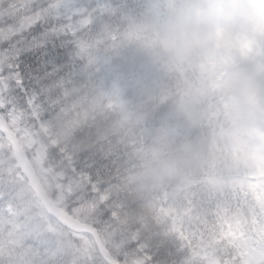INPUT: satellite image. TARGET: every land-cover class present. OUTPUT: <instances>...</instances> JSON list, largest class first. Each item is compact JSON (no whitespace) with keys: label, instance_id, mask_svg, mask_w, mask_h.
Segmentation results:
<instances>
[{"label":"trees","instance_id":"1","mask_svg":"<svg viewBox=\"0 0 264 264\" xmlns=\"http://www.w3.org/2000/svg\"><path fill=\"white\" fill-rule=\"evenodd\" d=\"M138 4L136 12L123 20L118 42L148 68L147 78L125 96L132 120L120 128L116 115L90 109L89 99L68 105L52 133L68 154L88 151L102 164L93 177L96 193L90 189L86 198L78 197L79 207L71 214L62 206L64 201L58 202V208L71 217L78 211L80 222L96 230L118 264H197L173 236L170 223L156 217L157 198L178 185L191 184L194 213L214 245L218 264H264V260L250 262L238 247L240 240L248 241L250 251L264 253V126L256 118L253 93L241 82L244 50L236 45L231 51L223 36L211 32L208 24L195 36L186 29L184 17L199 12L198 0H164V20L192 83L189 95L182 97L186 87L153 38L145 0ZM101 31H110V26L102 24ZM230 52L227 73H217L218 64ZM161 117L170 127L168 136L157 124ZM76 131L83 135L76 137ZM0 137L1 143L8 144ZM133 149L151 167L173 163L176 172L167 180L156 181L152 190L142 179V170L132 169L126 159ZM48 161L56 163L50 150ZM211 173L213 178L237 182L232 184L233 193L205 192ZM103 197L106 199L100 202ZM113 214L119 224L108 238ZM113 243H121V248Z\"/></svg>","mask_w":264,"mask_h":264},{"label":"snow or ice","instance_id":"2","mask_svg":"<svg viewBox=\"0 0 264 264\" xmlns=\"http://www.w3.org/2000/svg\"><path fill=\"white\" fill-rule=\"evenodd\" d=\"M138 7V0H0V122L56 132L74 101L137 87L148 68L118 42ZM50 156L64 170L70 191L62 206L71 214L102 161L88 151L66 160L58 143ZM83 235L21 192L18 158L0 143V264H107L85 251Z\"/></svg>","mask_w":264,"mask_h":264},{"label":"rangeland","instance_id":"3","mask_svg":"<svg viewBox=\"0 0 264 264\" xmlns=\"http://www.w3.org/2000/svg\"><path fill=\"white\" fill-rule=\"evenodd\" d=\"M208 3L207 10H203L201 18L205 16H216L213 12V5L219 3V11L216 16V23L219 22L221 33H225L228 41H238L247 49V70L245 81L249 83L250 88L254 90L255 95L253 101L258 108V117L264 123V77L260 74L259 64L255 58L253 48L260 51V56L264 59V0H206ZM163 0H146V10L149 21L152 25L154 37L159 44L164 55L167 57L171 68L180 75L183 82L187 84V89L190 84L186 80L182 68L181 57L173 51L169 45V36L167 28L164 25L161 17ZM197 17V16H195ZM194 18V17H193ZM192 22V28L198 26L200 21ZM215 18V17H214ZM107 33V32H106ZM244 84V82L242 81ZM122 93L101 94L91 101L90 109L96 111H109L118 117V124L124 126L130 117V108L127 107ZM225 97L224 94H222ZM161 125H164L165 119H161ZM14 135L18 137L19 144L34 156L31 163L35 165V161L39 163V168L36 171L37 176L41 179L43 188L50 197L53 192L57 200L65 199L66 194L70 191L68 188L64 170L57 165H50L47 162L48 150L52 144H57L52 133L47 129H41L40 133H36L31 128H26L24 125L10 122L6 125ZM66 160L71 159L65 149H61ZM67 154V155H66ZM35 160V161H34ZM129 163L136 167L139 166L143 170V178L152 184L161 178H168L174 171L173 164L163 170L152 169L148 167V163L141 157L138 152H133L129 158ZM45 167V171L43 170ZM211 179L206 183L205 191L212 193L217 190L228 192L231 190L230 184L226 179H213L214 173H211ZM21 186L26 183L20 175ZM53 179L56 181L54 182ZM83 183H87V177L82 178ZM28 190L27 187H24ZM33 203L38 207H42L38 198L29 194L25 189ZM75 189H71L74 191ZM194 194L190 191V187L179 186L164 198L159 199V208L157 210L158 217L166 219L170 222L172 233L177 237L179 242L186 248L191 257L195 259L197 264H218V261L213 257L215 251L213 246L207 241L206 237L202 236L198 231V219L193 216L191 202ZM169 203L167 206L166 204ZM75 217L79 218V213L75 212ZM111 226L107 227L106 236L110 238L115 233V225L119 224L115 214L111 216ZM83 247H93L91 240L87 236H81ZM116 249L121 248V243H113ZM239 247L244 248L245 256L250 258V262H258L264 260V253L250 251L251 246L242 243ZM141 264V263H134Z\"/></svg>","mask_w":264,"mask_h":264},{"label":"water","instance_id":"4","mask_svg":"<svg viewBox=\"0 0 264 264\" xmlns=\"http://www.w3.org/2000/svg\"><path fill=\"white\" fill-rule=\"evenodd\" d=\"M0 130H2V133H4L7 136V138L10 140V142L12 143L15 154L18 158L20 167L27 174L32 190L36 194H39L40 197L42 198V201L44 203L45 208L48 209L50 212H52L54 215L60 217L64 221V223L66 225H68L73 230V232H82V233L90 234L92 236V238L94 239L95 244H96L99 252L102 254L103 259L109 264H116L106 255L96 233L93 230H91L89 227L79 225L78 223L66 218L65 216L61 215L60 213H58L57 211L54 210V208L51 206V204L47 201L46 197L42 193L37 181L34 179L32 170L30 169L28 163L25 161L24 156H23V152L19 148V146L17 145L14 137L12 135H10L9 133H7L2 128H0Z\"/></svg>","mask_w":264,"mask_h":264}]
</instances>
